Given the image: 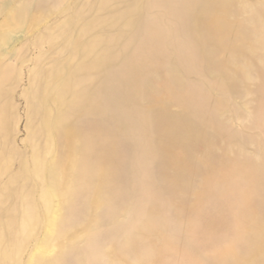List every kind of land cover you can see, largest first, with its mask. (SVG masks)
Returning <instances> with one entry per match:
<instances>
[{
    "label": "rangeland",
    "instance_id": "374dc122",
    "mask_svg": "<svg viewBox=\"0 0 264 264\" xmlns=\"http://www.w3.org/2000/svg\"><path fill=\"white\" fill-rule=\"evenodd\" d=\"M0 264H264V0H0Z\"/></svg>",
    "mask_w": 264,
    "mask_h": 264
}]
</instances>
